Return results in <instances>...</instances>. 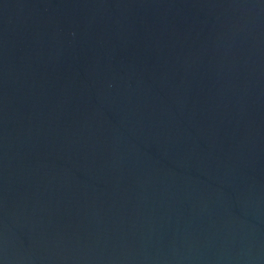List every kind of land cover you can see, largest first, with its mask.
<instances>
[{"label": "water", "instance_id": "water-1", "mask_svg": "<svg viewBox=\"0 0 264 264\" xmlns=\"http://www.w3.org/2000/svg\"><path fill=\"white\" fill-rule=\"evenodd\" d=\"M0 264H264V0H0Z\"/></svg>", "mask_w": 264, "mask_h": 264}]
</instances>
